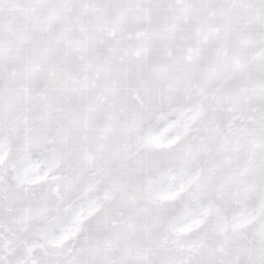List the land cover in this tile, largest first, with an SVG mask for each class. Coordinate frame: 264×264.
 Wrapping results in <instances>:
<instances>
[{"label": "snow or ice", "instance_id": "snow-or-ice-1", "mask_svg": "<svg viewBox=\"0 0 264 264\" xmlns=\"http://www.w3.org/2000/svg\"><path fill=\"white\" fill-rule=\"evenodd\" d=\"M0 264H264V0H0Z\"/></svg>", "mask_w": 264, "mask_h": 264}]
</instances>
